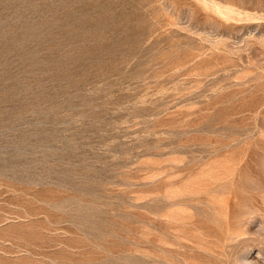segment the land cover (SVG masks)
Returning a JSON list of instances; mask_svg holds the SVG:
<instances>
[{
    "label": "rangeland",
    "instance_id": "374dc122",
    "mask_svg": "<svg viewBox=\"0 0 264 264\" xmlns=\"http://www.w3.org/2000/svg\"><path fill=\"white\" fill-rule=\"evenodd\" d=\"M0 264H264V0H0Z\"/></svg>",
    "mask_w": 264,
    "mask_h": 264
}]
</instances>
